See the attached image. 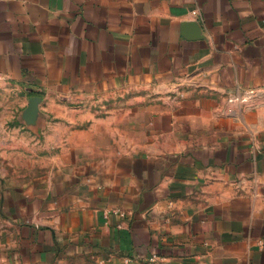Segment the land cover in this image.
Here are the masks:
<instances>
[{
	"label": "crops",
	"instance_id": "0c3cea01",
	"mask_svg": "<svg viewBox=\"0 0 264 264\" xmlns=\"http://www.w3.org/2000/svg\"><path fill=\"white\" fill-rule=\"evenodd\" d=\"M0 83L59 136L0 264H264V0H0Z\"/></svg>",
	"mask_w": 264,
	"mask_h": 264
},
{
	"label": "rangeland",
	"instance_id": "374dc122",
	"mask_svg": "<svg viewBox=\"0 0 264 264\" xmlns=\"http://www.w3.org/2000/svg\"><path fill=\"white\" fill-rule=\"evenodd\" d=\"M41 102L40 96L0 83V179L17 183L43 175L57 158L58 123L45 128Z\"/></svg>",
	"mask_w": 264,
	"mask_h": 264
},
{
	"label": "built area",
	"instance_id": "2783aa9c",
	"mask_svg": "<svg viewBox=\"0 0 264 264\" xmlns=\"http://www.w3.org/2000/svg\"><path fill=\"white\" fill-rule=\"evenodd\" d=\"M234 100V99H231ZM122 215H125V213L121 212ZM126 262L129 263L131 261V258L127 256ZM158 262H161V264H169L165 259H163L159 254L153 253L149 258L146 264H158Z\"/></svg>",
	"mask_w": 264,
	"mask_h": 264
},
{
	"label": "water",
	"instance_id": "95a60500",
	"mask_svg": "<svg viewBox=\"0 0 264 264\" xmlns=\"http://www.w3.org/2000/svg\"><path fill=\"white\" fill-rule=\"evenodd\" d=\"M186 26L188 29H191L192 32V35H194L195 37H202V33H201V28L198 24L197 21H193V22H187L186 23Z\"/></svg>",
	"mask_w": 264,
	"mask_h": 264
}]
</instances>
